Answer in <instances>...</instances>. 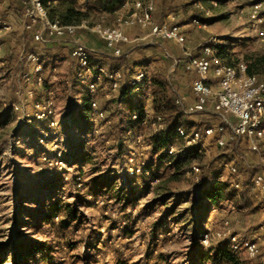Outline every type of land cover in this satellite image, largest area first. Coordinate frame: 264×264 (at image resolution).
<instances>
[{
    "label": "rangeland",
    "instance_id": "rangeland-1",
    "mask_svg": "<svg viewBox=\"0 0 264 264\" xmlns=\"http://www.w3.org/2000/svg\"><path fill=\"white\" fill-rule=\"evenodd\" d=\"M47 1H50L48 7L54 15L66 6L62 0ZM217 1L214 5L211 0H155L154 21L178 25L185 37L183 45L173 41L162 42L153 37L147 28L131 27L128 35L132 41L123 47L129 63L139 64L146 59L149 62L143 63L145 80L133 100L147 109L149 117L155 112L150 78L154 75L166 77L167 82L175 84L174 75H180L182 68L176 67L174 59L198 55L214 41L227 43L229 54L224 62L230 64L248 61L245 55L253 52L264 53V39L251 30L248 20L250 5L255 0ZM20 2L24 7V1ZM86 4L87 0H78L76 6L86 11ZM16 5V0H0V19L8 22L9 14L16 15ZM195 15L203 18L207 25L193 23L192 19L197 18ZM85 17L90 26L95 23L115 25L117 22L113 14L107 11L89 12ZM32 31L23 33L24 37L33 38ZM78 34L82 40L89 37L98 39L99 53L105 61L110 60L104 40L96 32L80 28ZM18 35L14 23L9 29L0 27V119L5 120V124L0 126V259L3 264H26L25 250L39 241L49 242L55 249L52 251V262L55 264H191L192 245L201 237L199 234L195 235L197 239L194 237L188 222L175 224L173 217L167 216V231L158 229L154 233L152 229L153 222L166 211L163 203L170 207L175 201L174 197L156 201L164 192V188H156V184L161 183L175 192L190 195L187 201L178 206L179 213L193 199L200 197L196 184L201 178L202 169L193 174L188 172L190 165L196 163L200 168L219 172L225 179V163L221 166L216 159L224 149L208 147L202 152L192 149L190 155L185 157L186 148L179 138L172 135L170 140L177 149L173 159L180 160L181 168L165 164L158 170V179L151 180L149 175L145 179L138 178L139 172L129 166L141 161H148L154 166L158 163L161 149L149 145L152 127L141 125L136 133H124L123 138L126 136L127 139L124 138L123 153L119 156L114 145L122 137V124L119 123V126L117 116L109 115L107 111L108 122H97L93 130H86L91 121L81 117L80 109L87 94L88 76L85 79L74 77L73 57L67 62L66 56L58 48L63 38L51 39L56 43V47H52L53 52L38 53L44 79V83L38 85L34 62L23 59L28 51L25 45H18ZM65 51L70 52V49L66 48ZM165 51L171 57L165 56ZM60 53L62 59L56 60L55 55ZM26 73L29 79H26ZM76 80L81 82L77 89ZM97 83L94 98L99 108H105V101L115 92L105 80H98ZM30 89L32 95L28 92ZM175 90H169L173 99L178 95ZM179 107L184 109L185 103ZM42 112L45 115L39 116ZM197 117L194 113L185 115L183 125L193 126ZM136 135H141L140 142H135ZM78 143L84 145L88 158L73 164V150ZM262 145L264 142L261 143L260 153L238 145L234 155L242 169L252 170L264 165ZM176 171L179 173L175 174ZM93 175H104L108 180L115 181L118 187L125 189L129 202L91 193L88 181ZM242 177L232 178L238 181ZM147 186L149 188L146 189ZM77 198L80 200L77 201ZM55 201L75 202L79 220L73 221L67 228L52 224L38 228L32 217L40 213L43 205L48 207ZM195 213L200 215L198 211ZM64 214L61 210L58 217L53 219L54 223ZM199 217L203 230L211 231L221 228L223 221L228 220L232 233L256 240L264 254V215L258 204L237 207L228 201L223 203L222 208ZM216 242L215 238L203 245L207 247ZM232 253L242 264L250 263L243 249ZM28 264L47 262L41 255L35 254ZM197 264L213 262L197 260Z\"/></svg>",
    "mask_w": 264,
    "mask_h": 264
},
{
    "label": "built area",
    "instance_id": "built-area-1",
    "mask_svg": "<svg viewBox=\"0 0 264 264\" xmlns=\"http://www.w3.org/2000/svg\"><path fill=\"white\" fill-rule=\"evenodd\" d=\"M24 1V19L25 28L34 30L33 38L38 42H45L54 38H67L72 47L71 55L74 59V73L77 77L85 79L87 92L93 93L97 90V81L102 77H107L111 90H115L122 78L118 69H107L99 66L94 72V68L89 64V52L91 51L78 34L80 28L90 29L102 38L107 48L113 55L120 54L119 43H130L132 39L125 32V27L138 26L149 29L150 34L159 39L173 41L183 45L185 37L178 25H171L167 22L156 23L153 18L155 10V0H121L123 12L116 17L115 25H103L95 23L89 25L86 19L78 24H63L57 18H51L47 5L43 0H23ZM182 1V0H178ZM214 5L217 0H211ZM199 3V1H197ZM263 0H255L248 11V20L250 28L260 38L264 39V13L262 12ZM192 22L200 26H206L207 22L194 17ZM0 27L9 29L11 24L0 19ZM220 41L206 45L203 54L200 56L187 55L185 70L195 73V77L188 80L187 87L193 96V102L185 103V98L178 94L173 101L176 104L185 103L184 110L189 113H198L204 111L207 107L215 122L203 127L192 126L187 128L183 125H176L174 128L175 136L179 138L185 147H191L197 152H202L208 147H226L228 144L245 139L249 149L260 153L261 143L264 142V81L257 74L248 72V64L241 60L230 64L222 61L217 55L214 46ZM165 56L171 55L165 51ZM24 60L34 62V71L37 74L36 82L41 85L43 76L41 74L42 66L39 58L34 52H26ZM177 60L174 59V64ZM210 74L216 78V83L209 82ZM145 71L138 69L132 77L130 83L134 90H140ZM29 79L28 73L25 74ZM85 81V80H84ZM32 95L31 89L28 91ZM38 106V103H36ZM92 116L96 120L104 116V113L98 110L96 101L91 103ZM44 112L39 116H44ZM131 118H138L137 112L131 114ZM54 122L52 121V124ZM141 125L152 127L154 132L164 127V118L160 113H153L149 117L147 109H143L140 120ZM130 130L126 134H130ZM141 141V135L135 136V142ZM264 146V145H262ZM167 153L175 156L177 149L174 143L167 147ZM134 154V152H131ZM132 162V158L129 159ZM264 162V156L262 157ZM145 161L136 165L129 166L136 172L141 173ZM226 172L232 176L238 175V167L232 163H225ZM200 167L192 163L188 172L197 174ZM145 175H150L146 170ZM251 182L257 187L261 194H264V168L255 172ZM231 186L238 188L239 183L231 180ZM262 214L264 215V202L259 203ZM201 242L207 245L212 239L226 238L229 242L231 252L244 250L249 264H264V254L261 251L259 243L254 239L239 236L232 233L229 229V221L224 220L221 228L211 231L204 230L199 234Z\"/></svg>",
    "mask_w": 264,
    "mask_h": 264
},
{
    "label": "trees",
    "instance_id": "trees-1",
    "mask_svg": "<svg viewBox=\"0 0 264 264\" xmlns=\"http://www.w3.org/2000/svg\"><path fill=\"white\" fill-rule=\"evenodd\" d=\"M16 15L18 18H22L24 15V7L22 6L20 0H16ZM43 2L48 7V1L43 0ZM65 2L66 6L64 10H62L60 13L54 15L51 13V10L48 7L49 16L51 18H57L59 21L63 24H78L83 19H86V14L89 12H103L107 11L109 13H113L115 10L121 8V0H87L86 4V11H82L77 8L76 3L78 0H63ZM197 16V15H195ZM197 18L204 21L203 18L197 16ZM87 20V19H86ZM34 32V30L32 31ZM27 38V37H26ZM159 39V38H157ZM162 42H167L168 40L160 39ZM227 43H218L214 46L216 50V55L224 61L226 57H228L229 51L227 49ZM27 51H35L39 54H48L50 50H46L44 48H41L38 43L34 41L32 37L28 38L24 43ZM105 49L109 52L108 57H110L109 61H105V59L101 56V53H97L94 50H91L89 52V64L91 67L94 68V72H96L97 67L104 66L107 69H115L121 71L122 78L119 82L118 87L115 90H112L115 92V94H112L109 99H107L105 102V108H99L98 110L104 113L103 117H100L96 120L93 119L92 116V105L91 103L93 101H96L94 98L93 93L87 92L85 97H83V103L81 111V117L83 119L89 118L91 121L90 126L88 124L86 130H93V126L97 124V122H108V116H117L118 117V124H122L120 126V134L122 137H119L116 141L114 147L116 148L118 155H122L123 153V144H124V138L127 139L125 136L123 138V134L128 130L133 131L136 133V130L139 127H142L140 124V120L143 113V108L139 103L134 102V96L137 93V91L134 90L133 85H131L130 81L132 77L134 76L135 72L138 69H143V63H148V60L146 59L144 62H141L139 64L133 63L132 65L129 63L127 59V54L124 52L123 47L127 45V43H119L118 46L120 47V54L119 55H113L112 51L107 48L106 43L104 41ZM204 49V48H203ZM70 53V52H69ZM203 54V51L199 53L198 55L194 56H200ZM65 55V54H64ZM63 55V56H64ZM67 56V55H65ZM246 59L248 61V72L249 73H255L258 75V77L264 81V53H257L253 52L251 54L245 55ZM115 60L117 61L115 63ZM187 60V57L184 56L182 59H178L177 63L175 64L176 67H181L182 70H184L188 75H191L192 78H194L196 75L193 72H188L185 70V62ZM72 63H74V60H72ZM73 65V64H72ZM144 70V69H143ZM145 71V70H144ZM191 73V74H190ZM74 77L77 79H81L73 73ZM176 74L174 75V77ZM190 76V77H191ZM103 80H105L108 83L107 77H102ZM145 80V75L143 78V81ZM166 77H158L156 75L152 76L149 81V86L152 92V102L155 107L154 113H160L164 118V127L159 130L152 133V135L149 137V145L153 146V148L161 149L160 154L158 155V163L154 166L153 164L149 163L148 161H145L143 170L139 175H137L140 179H145L147 175H145V171L149 170L150 175L148 176L151 180L158 179L160 176L158 174V170L163 166H174L177 169L181 168V162L178 158L173 159L175 156H170L167 153V147L169 144H171V137L172 135H175L174 128L176 125H183L184 124V117L185 115L189 114L184 109H181L179 107V104H176L173 101V98L170 96L169 90H173V88H176L177 85L172 84L171 82H167ZM175 81V78L173 79ZM75 88L77 89L79 86L78 80H76ZM209 82L216 83V78H214L211 74L209 76ZM44 83V79L42 84ZM98 88V86H97ZM108 107H111L110 109H107ZM108 111L107 114L105 113ZM133 112H137L138 118L133 119L131 118V114ZM126 113V117L124 118V114ZM197 114V121L196 124L193 126L196 127H203L205 125H210L215 122L214 117L211 115L209 108L207 107L204 111L194 113ZM2 114H0L1 118ZM5 124V120L0 119V126ZM184 126V125H183ZM186 127V126H185ZM192 127V126H190ZM187 127V128H190ZM19 130V129H18ZM79 142V141H78ZM238 145H244L246 148L251 151L247 145V142L245 139H242L241 141H236L233 143L228 144L226 147L220 148L224 149L217 157L220 161V164L224 163H232L237 165L238 167V175L232 176L228 173H225V179L221 177V174L216 171H208L201 167L202 169L200 173V180L196 184V190L200 197H197L193 199L190 203V205L186 206L178 213V206L183 202L188 200V195L181 193V192H175L174 190L169 189L168 187H163L161 183L156 184V188H164V192L161 196H159L156 201H163L165 199L174 197L175 201L174 204L170 207H167L165 203H163V206L166 207V211L164 215L157 221L153 222L152 229L155 233L158 229H162L164 231H167L166 227V217L172 216L173 221L175 224H182L183 222H188V226H191L192 231L195 235H198L202 233L203 226H202V219L199 216H203L207 213H210L213 210H218L223 207L224 202H232L233 205L237 207H251L253 205H256L260 203L261 200H264V194H261L257 187L251 182V178L255 172L258 170H261L264 168V165L261 168H254L252 170L249 169H242L241 163L239 160L235 157L234 151L237 150L236 148ZM185 147V146H184ZM185 157H188L190 155V152L193 148L191 147H185ZM177 154V153H176ZM73 156L74 163L73 164H79L81 162L86 161L88 158V154L86 153L85 147L83 144L78 143L76 144V147H74L73 150ZM168 164V165H167ZM81 166V164H80ZM81 168V167H80ZM167 168V167H166ZM82 168L80 169L81 174ZM94 172H96L94 170ZM179 173V171H176L175 174ZM243 177L237 181L239 184H241V189L235 188L231 186V180H234L232 177ZM77 177V176H76ZM88 186L90 187L91 193L94 195H100L105 194L112 198H114L117 201H124L126 203L129 202V197H127V193L125 192L124 188L118 187L116 185L115 181L108 180L107 177L104 175H93L89 181ZM149 188V186L146 187V189ZM241 190V191H239ZM260 195V197H259ZM77 201L80 199H76ZM63 210L64 216L59 219L57 223H54L53 219L55 217H58L59 212ZM196 211L199 212V216L195 215ZM79 211L76 207L75 202H64L60 203L59 201H55L48 207H44L41 209L40 213L38 215H34L32 219L36 222V226L38 228L42 227L44 224H52L53 226H59L61 228H67L71 225L73 221L79 220ZM195 218V219H194ZM199 238V237H198ZM197 239V237H196ZM55 249L49 244V242L45 241H39L37 245H34L32 247H29L25 250V263L28 264L29 260L34 256L35 254L41 255L43 260L47 262V264H55L52 262L53 255L52 251ZM164 259H166L163 254H160ZM191 264H197V260L203 261H212L213 264H220L223 262L229 263V264H242V262L237 259V257L231 252L229 248V242L227 238H220L217 239L216 243H213L210 246L205 247L201 243V239H197L194 242V245H192V251H191ZM4 262L0 259V264H3Z\"/></svg>",
    "mask_w": 264,
    "mask_h": 264
},
{
    "label": "crops",
    "instance_id": "crops-1",
    "mask_svg": "<svg viewBox=\"0 0 264 264\" xmlns=\"http://www.w3.org/2000/svg\"><path fill=\"white\" fill-rule=\"evenodd\" d=\"M55 1H57V0H53V2H55ZM63 1V0H62ZM50 1H48V3H49ZM65 3V2H64ZM63 10V9H62ZM61 11V10H60ZM105 12V11H104ZM121 12H123V10L122 9H117V10H115L112 14H113V16L116 18L117 16H119L120 14H121ZM56 14H58V13H56ZM55 14V15H56ZM6 20H8V23H10V24H13L14 23V26H16L17 27V31H18V39H17V43H18V45L19 44H21V45H24V43H25V41L28 39V38H30L29 36L27 37V38H25L24 36L25 35H23V33H27L28 34V31L29 30H25V19H24V15H23V17L20 19V18H18L17 17V15H15L14 13H11V14H9L8 15V18L6 19ZM133 27H135V26H133ZM137 27V26H136ZM125 32L127 33V34H129V33H131V27H126L125 28ZM33 34H34V32H33ZM83 41H85L86 42V44L88 45V46H90V49L91 50H94V51H96L97 53L98 52H100V50L98 49V47H99V40L98 39H94L93 37H89V38H84L83 39ZM36 43H38L39 45H40V47L41 48H44V49H46V50H51V52H53L52 51V47H56V43L54 44L53 42H51V40H48V41H45V42H38V41H35ZM59 47V50H61V52L62 53H64L65 55H67L66 56V59H67V62H70V60L72 59V55H71V51H72V47H71V43H70V41L67 39V38H63V41H62V43H61V45H58ZM66 48L67 49H70V53H69V51L68 52H66L65 50H66ZM28 52H34V53H36L37 54V56H38V53L37 52H35V51H28ZM50 52V53H51ZM63 54V55H64ZM53 55V54H52ZM55 55V54H54ZM60 56H62V54L60 53V54H58V55H55V59L57 60L58 58H61L62 59V57H60ZM68 57V58H67ZM73 60V59H72ZM40 61V63H41V66H42V60H39ZM179 69V68H178ZM179 71V70H178ZM181 73H180V75H177L176 74V76L174 77L175 78V82H176V85H177V87H176V90H175V92L177 93V94H180V95H182L184 98H185V103H191V102H193V96H192V94H191V91H190V89L187 87V82H188V80H190V79H192V76L191 75H188V73H186L184 70H181L180 71ZM191 74V73H190ZM191 76V77H190Z\"/></svg>",
    "mask_w": 264,
    "mask_h": 264
}]
</instances>
